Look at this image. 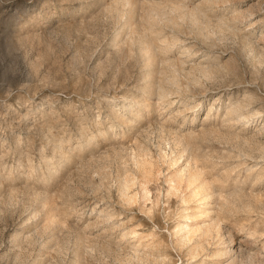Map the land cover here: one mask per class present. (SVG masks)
Returning a JSON list of instances; mask_svg holds the SVG:
<instances>
[{"label": "rangeland", "instance_id": "1", "mask_svg": "<svg viewBox=\"0 0 264 264\" xmlns=\"http://www.w3.org/2000/svg\"><path fill=\"white\" fill-rule=\"evenodd\" d=\"M118 1L0 0V264H219L226 257L252 264L250 256L259 264L261 211L232 213L221 223L224 244L209 240L196 258L193 243L176 246L205 222L192 189L184 182L172 189L169 178L183 161L172 167L161 157L172 143L158 130L191 138L199 158L216 166L204 171L207 181L221 175L227 189L264 205V115L246 125L224 122L221 108L242 103L244 113L264 114V0ZM197 8L206 21H226L223 41L211 35L204 42L181 19L180 10ZM139 38L152 45L157 72L168 63L180 73V65L188 71L204 63L219 74L194 85L183 71L181 95L143 96L146 68L132 46ZM170 99L177 100L173 107ZM179 100L201 109L185 111ZM132 101L144 103L141 119L111 116L110 104L119 109ZM204 127L230 140L204 136ZM138 142L148 151L147 178L132 161ZM133 174L138 181L127 201L119 179ZM224 251L230 254L220 257Z\"/></svg>", "mask_w": 264, "mask_h": 264}, {"label": "bare ground", "instance_id": "2", "mask_svg": "<svg viewBox=\"0 0 264 264\" xmlns=\"http://www.w3.org/2000/svg\"><path fill=\"white\" fill-rule=\"evenodd\" d=\"M118 3H122V4L124 3L128 6L132 5L130 0H119ZM180 12H181V19L189 21L192 27L197 30V33L202 38H205L204 42H206V39H208L207 40L208 42L210 39H212L216 35H218L217 36L218 40L220 36L221 40L223 41V39H225L226 37V34H227L226 32L230 31L229 30L230 27L228 26L226 21L220 20L216 22L215 24L212 23L211 21H206L204 13L202 14V12L198 8L188 10V11L186 10L183 12L180 10ZM174 25H177V23H174ZM211 35H213V37ZM146 38H141V39L139 38L140 39L139 41L137 40L133 42L132 44V46L137 45L140 57L143 58L145 68H146V69L144 68L145 70H141V71H144V74L143 76H141V78H143V81L145 80L144 84L142 85V90H141L143 92L142 93L143 96L144 95L146 96L154 95L157 97L159 101H163V100L165 101L166 99H169L170 97L172 98V96L175 94L179 95L180 93L181 95V92L184 90L182 79H181L182 78L181 74H183L184 72L190 84L192 83L194 85H197V84H202V81L204 80L206 81L216 80V77L218 76L220 70L218 69L219 67L214 68L215 65L212 66V64L205 65L204 63H199V65L193 66L188 71L185 67H183V65H180V69H181V66L183 68L180 73L179 72L180 70L178 71L177 69L178 67H175V64L166 63L167 64L166 66H169L170 68L168 69L164 68L161 70L158 68L159 71L157 72L156 70L157 68L155 69L156 61L154 59L155 57L153 54L154 50H153L152 45L147 41ZM246 41L245 42L247 44L245 43L244 46L247 45L250 49L249 52L251 51L253 52L255 50L252 45L253 43L251 44L250 41L248 40ZM245 48L247 47L245 46ZM126 55L127 54L124 53V55L122 56H126ZM260 59L262 61V56ZM187 90L188 89L186 87L185 91ZM169 101H170L169 105L171 107H173V105L177 102L176 99L175 100L170 99ZM179 103H181L185 107L184 108L185 111H192L191 113H198V111H200L201 109V104L199 103L195 104L194 106L192 105L189 106L187 102L181 101V100H179L177 104ZM109 106H110L111 116H113V118H116V119L121 118L122 120L125 119L126 121V116L130 115V116H133L134 117L133 119L136 120V118L141 119V115H143L142 108L144 106V103L141 101L139 102L132 101V103H129L128 105L123 104L122 106H120L119 109L118 108L116 109V107L112 106L111 104ZM245 107H247V105H244L242 103H239V104L230 103L229 105L222 106L221 108H224L225 110L223 121L224 122H235L237 124L246 125L250 122V120H252L251 118L255 116L262 117L264 115L262 112H259V111L255 112L252 115H248L247 113L243 112ZM196 108L198 109L195 110ZM121 110L124 112L121 113L120 112ZM213 115L214 113H212V109H210L207 112V115L204 117L205 119L203 121L205 122V124H206V121L210 120L213 117ZM171 118L173 117L169 116L170 120ZM197 120H198V116H195L191 122L194 123ZM204 128L202 129L204 130ZM158 132L161 135L162 141L169 142V146H170V143H172V146H170L171 153L168 154L167 152H165L164 154L161 155V157L167 163H170L172 167L180 165L181 161H183L182 167L184 168L180 167L176 171V174H175L176 178L175 176H171L169 178V182L174 184V185L171 184L172 189H177V187H179L183 182L187 185L188 188H191L192 189L191 196L196 199V202H198V207H197L198 214L197 215L198 216L200 215V217H203L204 222H205V225L201 228H197L195 230L189 229L187 233L185 234V236L179 238L176 241L177 247L182 248L185 245L193 243L190 246L189 252L192 258H196L199 256L200 252L202 253L205 250V242H209V240H212V239L215 241V238H216L217 239L216 243L219 245V248L224 244L221 223H218L217 221L218 216H223V218L226 220V218L228 216H231L232 213L236 214V212H239L240 210L244 212H250V213L261 211L260 213L264 214L263 204L262 206H259L255 204L252 200L245 201L244 199L245 195L241 193V191H239L240 189L239 190L227 189L225 186V183H223L224 182L223 180L225 178L224 179L222 178L223 180L220 181L222 177L221 175H220L221 177L218 176L217 177L218 179L216 180H213V179H212L213 181L206 180L204 171L208 168L210 169H212V167L215 168L216 166L214 163L213 164L207 163L208 161L205 158H199V153L195 152L189 145V140H191V138L189 139L187 137L188 139L187 141L186 139L187 135L182 134L181 131L167 130L164 128V126H160ZM192 132H190L188 136L192 137L193 136L192 134H194ZM202 133L204 136H208V137L210 136L211 138L214 137L215 139L219 141L223 139L230 140V137H231L230 134H226V132L223 133L220 129L219 130L212 129V128L209 130L206 129L202 131L201 134ZM238 138L240 137L236 136L235 139H238ZM139 142H138V152L133 153L131 157H132L134 166L137 169V172L141 174V177L147 178V175L149 174L146 168L147 163H148V159H147L148 151L146 150L144 145L142 146ZM225 143H230V142L225 141ZM260 148H261L260 151L262 155H261V158L259 159H264V146ZM239 151L241 152V155L243 156H246L249 158L254 156L252 155L250 151H246L242 148H239ZM201 162H203V164ZM199 164H202L203 166H200ZM251 170L253 171L254 169L251 168ZM225 175L228 176V172ZM258 176L257 178H259L260 180V177ZM136 180L138 181L135 174L127 175L126 177L119 179L120 192H121L122 198L124 197L127 201H132L134 198V197L129 198L130 196L129 191L134 185H136ZM142 189L146 191L145 187H142ZM221 196L224 197V200L220 199ZM221 206H223L226 209L227 215L224 214V211H221ZM213 214H216V215L214 216ZM184 228H187V226L181 227L174 235H178L182 230H184ZM130 234H134V233H130ZM18 235L20 234L18 233ZM16 236H17V233H16ZM16 236L15 238H18ZM227 254H230V252L224 251V252L218 253L220 257L227 255ZM249 258L252 264H257V261H254L255 257L253 258V256H250Z\"/></svg>", "mask_w": 264, "mask_h": 264}, {"label": "clouds", "instance_id": "3", "mask_svg": "<svg viewBox=\"0 0 264 264\" xmlns=\"http://www.w3.org/2000/svg\"><path fill=\"white\" fill-rule=\"evenodd\" d=\"M28 3H32V0H28ZM220 199L224 200V197L221 196ZM221 211H224V214L227 215V211H226V209L223 206H221ZM217 221H218V223H223L224 222L223 216H218L217 217ZM219 264H229V258L226 257V258L220 260ZM259 264H264V260H261L259 262Z\"/></svg>", "mask_w": 264, "mask_h": 264}]
</instances>
